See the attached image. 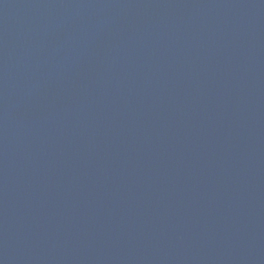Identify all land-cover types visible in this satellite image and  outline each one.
Segmentation results:
<instances>
[{
    "label": "water",
    "instance_id": "obj_1",
    "mask_svg": "<svg viewBox=\"0 0 264 264\" xmlns=\"http://www.w3.org/2000/svg\"><path fill=\"white\" fill-rule=\"evenodd\" d=\"M0 264H264V0H0Z\"/></svg>",
    "mask_w": 264,
    "mask_h": 264
}]
</instances>
